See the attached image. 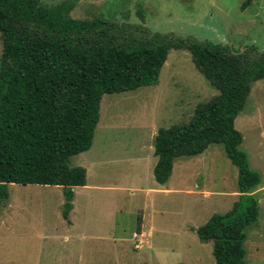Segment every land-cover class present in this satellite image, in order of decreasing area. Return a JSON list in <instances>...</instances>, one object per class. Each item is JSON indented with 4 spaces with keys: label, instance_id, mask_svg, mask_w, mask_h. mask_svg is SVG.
I'll return each instance as SVG.
<instances>
[{
    "label": "rangeland",
    "instance_id": "obj_1",
    "mask_svg": "<svg viewBox=\"0 0 264 264\" xmlns=\"http://www.w3.org/2000/svg\"><path fill=\"white\" fill-rule=\"evenodd\" d=\"M68 1L42 0V6ZM247 1L79 0L70 16L113 24L121 43L158 33L210 41L255 59L264 53V0ZM2 49L0 35V57ZM218 94L189 50L171 49L156 85L104 95L92 148L71 158V166L87 170L88 185L77 189L69 220L62 187L10 184L9 200L0 207V264H217L213 241L201 242L197 230L240 199L233 197L238 169L224 146L175 159L169 188L181 183L182 192L162 191L155 167H147L148 155L158 159L150 150L158 132L188 123L198 104ZM235 128L261 177L259 223L247 230L246 264H264V79L253 83ZM144 216L150 246L137 249L132 238Z\"/></svg>",
    "mask_w": 264,
    "mask_h": 264
},
{
    "label": "trees",
    "instance_id": "obj_2",
    "mask_svg": "<svg viewBox=\"0 0 264 264\" xmlns=\"http://www.w3.org/2000/svg\"><path fill=\"white\" fill-rule=\"evenodd\" d=\"M77 1L45 8L42 0H0V207L9 200L10 184L57 186L69 220L73 188L87 184L86 169L71 166V158L92 148L104 95L156 85L170 50L187 49L219 94L198 104L188 123L155 136V180L167 184L175 159L223 145L238 169L240 199L197 235L203 243L213 241L217 264H246L247 230L259 223L255 191L261 177L241 149L235 121L253 83L264 79V53L251 59L221 44L158 33L121 43L113 24L73 19Z\"/></svg>",
    "mask_w": 264,
    "mask_h": 264
},
{
    "label": "crops",
    "instance_id": "obj_3",
    "mask_svg": "<svg viewBox=\"0 0 264 264\" xmlns=\"http://www.w3.org/2000/svg\"><path fill=\"white\" fill-rule=\"evenodd\" d=\"M93 146V145H92ZM150 150L152 151V152H154L153 150H155V149H152V147L150 148ZM202 155V154H201ZM148 157H149V159H150V162H149V165H148V167H147V169L149 170V168H150V166L152 167V169H153V167H156V165H157V163H158V159L156 160V161H154L153 162V157H152V154H150V156L148 155ZM152 169H151V171H152ZM87 171V170H86ZM154 173V172H153ZM174 173H175V168L173 169V172H172V175H171V177H170V179H169V181L167 182V184H165V186L164 185H160V184H158L157 182H156V186H160L161 188H163L162 189V191H164V192H166V193H169V192H182L183 190H181L183 187H182V185L183 184H178V185H180L181 186V188H177V189H173L172 187L171 188H169L170 187V184H171V179H172V177H173V175H174ZM88 185V181H87V184H86V186ZM86 186H83V187H86ZM79 187H75V188H73V190H74V199H73V210L71 211V213L74 211V209H75V198H76V191H77V189H78ZM152 189H149V191H151ZM257 192V191H256ZM255 192V193H256ZM208 194H211L210 192H208ZM207 194V195H208ZM206 195V194H205ZM234 196L233 197H238V196H240L241 194L239 193V191H236L234 194H233ZM237 202V201H236ZM144 213H145V209H144ZM141 226H140V228H139V230H140V232H139V235H137V233L136 232H134V234H133V238H132V240H136V238L138 239V243H136L135 242V247L138 249V248H142L143 247V245H147V246H150V241H147L146 239H147V233H146V231H145V226H146V224H145V216L143 217V219H142V222H141V224H140ZM70 226H74L73 225V222H71L70 223ZM153 230L154 229H152V231H150V233L148 234V235H150V236H152L153 235ZM135 235L137 236L136 238H135ZM213 246H214V243H213Z\"/></svg>",
    "mask_w": 264,
    "mask_h": 264
}]
</instances>
